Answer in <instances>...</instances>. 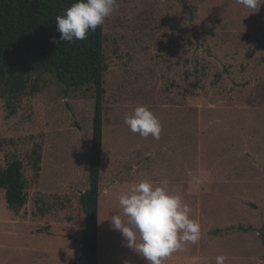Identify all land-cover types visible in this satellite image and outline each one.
<instances>
[{
	"label": "rangeland",
	"instance_id": "374dc122",
	"mask_svg": "<svg viewBox=\"0 0 264 264\" xmlns=\"http://www.w3.org/2000/svg\"><path fill=\"white\" fill-rule=\"evenodd\" d=\"M105 20L104 138L99 199V264H146L126 247L111 217L120 194L149 180L179 195L200 238L163 264H264V5L236 0H117ZM198 83V89L194 85ZM159 120L158 139L124 124L136 106ZM94 90L54 78L21 99L9 117L0 97V154L24 164L28 203L15 212L0 190V264H87ZM35 151L41 155L34 169ZM123 218V217H122Z\"/></svg>",
	"mask_w": 264,
	"mask_h": 264
},
{
	"label": "trees",
	"instance_id": "16d2710c",
	"mask_svg": "<svg viewBox=\"0 0 264 264\" xmlns=\"http://www.w3.org/2000/svg\"><path fill=\"white\" fill-rule=\"evenodd\" d=\"M76 0H0V97L6 101L8 116L18 112L22 98L42 91L44 79L54 78L68 89L91 87L95 114L89 161V188L79 203L86 225L82 235V254L87 264H99V199L104 138L105 57L103 25L89 32L83 41H59L55 21ZM264 47V40L256 49ZM198 83L194 85L198 89ZM14 139H0V154L14 146ZM34 169L39 172L42 157L35 151ZM0 168V190L5 192L9 209L18 212L28 203V182L24 164L9 156ZM264 242V234H262Z\"/></svg>",
	"mask_w": 264,
	"mask_h": 264
},
{
	"label": "clouds",
	"instance_id": "9594fccd",
	"mask_svg": "<svg viewBox=\"0 0 264 264\" xmlns=\"http://www.w3.org/2000/svg\"><path fill=\"white\" fill-rule=\"evenodd\" d=\"M236 2L251 10L264 5V0ZM117 10V0H76L63 15L56 17L55 26L60 37L59 41L53 37L52 42L83 41ZM124 124L142 138L151 135L158 139L162 131L154 113L142 105L125 114ZM167 183L163 181L160 186L149 180L134 183L119 196L122 213L110 220L126 241V247L142 257L146 264H163L184 243L195 244L200 238V225L190 218L191 209L179 195L167 189ZM224 259L218 256L216 264H224Z\"/></svg>",
	"mask_w": 264,
	"mask_h": 264
}]
</instances>
